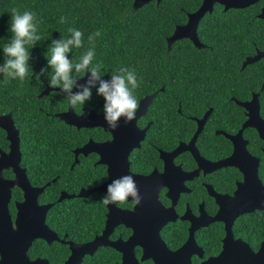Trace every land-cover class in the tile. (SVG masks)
Instances as JSON below:
<instances>
[{"label": "trees", "instance_id": "16d2710c", "mask_svg": "<svg viewBox=\"0 0 264 264\" xmlns=\"http://www.w3.org/2000/svg\"><path fill=\"white\" fill-rule=\"evenodd\" d=\"M199 2L148 0L134 7L133 0H0V64L4 61L3 45L11 37L8 30L9 9L18 7L21 11L30 10L41 20L38 34L42 39L29 49L32 75L30 73L21 82L6 80L0 74V113L9 112L18 128L20 163L25 166L30 183L44 186L37 200L52 202L45 219L59 234L66 231L74 240H85L101 231L106 211V206L101 202L103 192L94 191L88 196L60 200H57V196L62 189L71 192L77 191L80 186L96 185L106 175L103 165L91 162V154L81 166L74 164L73 168L68 167L72 160L70 148L89 135L96 138L97 131L93 127L77 128L55 115L69 103L68 97L61 94L59 89H50L38 96L48 86V72L51 69L40 75L39 80L35 74L47 66L46 55L51 40L67 37L70 27L81 30L84 33V47L73 49L69 54L70 58L76 59L89 47L87 37L99 30L101 34L95 40L94 63L102 62L105 74L121 67L134 69L140 82V87L134 91L137 100L156 89L146 116L151 118V123L140 147L130 154L132 165L139 170L149 171L154 166L160 167L158 147L169 149L190 137L194 128L188 115L199 116L211 107L196 142L199 146L208 144L213 149L223 139L213 129L228 131L241 121L235 111V103L228 94L223 93L235 90V86L230 88L229 84L237 74L232 58L241 54L238 53L240 47L236 45L238 31L234 29L231 34H226L219 46L209 50L197 48L184 38L173 40L169 45L166 42L174 24L184 21L186 11L194 10ZM61 17L65 18V22H60ZM201 29L207 31L211 26L202 25ZM103 103V97L96 95L93 89L91 100L73 109L76 112H85L90 108L103 110ZM226 122L235 124L225 127ZM256 139L261 141L257 135ZM7 147L5 131L0 127V148L6 150ZM179 158L184 163L190 161L186 151L181 152ZM59 167L65 169L64 173L52 180L59 173ZM3 174L10 176L11 171L4 170ZM259 176L264 182V162L259 167ZM239 177L234 167L223 169L217 173L214 186L221 191L231 192L235 178ZM159 197L163 203H168L162 192ZM13 198H21V190L17 186L11 189V207ZM130 204L131 201H127L125 205ZM213 209L209 208L210 212ZM232 230L235 236L242 237L256 248L264 237V209L240 214L235 218ZM160 234L168 247L175 248L187 236L186 222L176 220L166 223ZM223 234L221 222H212L195 231L196 241L205 254L220 249ZM33 248L35 254L45 256L55 264H59L67 253V245L57 241L48 244L39 239ZM108 250L109 254L118 257L111 247L100 246L93 254L85 255L80 264H106Z\"/></svg>", "mask_w": 264, "mask_h": 264}, {"label": "water", "instance_id": "95a60500", "mask_svg": "<svg viewBox=\"0 0 264 264\" xmlns=\"http://www.w3.org/2000/svg\"><path fill=\"white\" fill-rule=\"evenodd\" d=\"M147 1L133 0L132 5L137 7ZM214 1L223 3L224 7H237L255 0H202L194 11L188 13L187 21L175 27L173 33L167 37L168 45L174 39L182 36L189 37L195 45H199L195 30L197 20L206 10L211 9ZM262 10L264 11V5ZM251 59L252 57L247 60ZM102 78L108 79L109 75L104 74ZM50 89L45 86L38 96L46 94ZM154 95L155 92H152L139 99L136 118L145 113ZM240 103L248 109L247 118L242 123V127L254 126L259 137L264 140V122L259 119L255 101L252 99ZM209 111L210 108L197 118V127L187 143L180 141L168 151L159 149V157L163 160L162 169H153L146 174L131 172L128 169L127 156L132 148L139 146L149 123L139 128L135 124L136 118L127 124L121 119L119 127L112 130L104 121L103 113H97L93 108H90L82 115L75 112L69 103L66 109L55 113L64 122L76 127L99 125L112 134V138L109 140L96 142L88 139L73 151L74 154L95 151L99 155L98 161L107 166V178L97 186L80 188L76 193H67L61 190L57 200L74 195L86 196L94 190L106 193V185L112 179L123 175L133 176L142 197L141 203L133 204L131 208H121L116 204L107 205L106 218L101 232L85 242L69 241L71 253L64 264H77L84 253H91L99 245H110L122 251L121 261L117 264H140L134 254L135 244L142 249L139 259L150 257L154 261L153 264H187L190 255L201 256L203 251L194 239V230L214 220H220L224 224L225 232L222 237L221 249L217 255L203 259L200 264H264V237L260 240L257 249L254 250L246 240L235 237L231 230L233 219L238 213L264 209V183L261 182L257 174V159L254 158L249 162L251 155L244 146L245 141L240 138L241 128L235 134L227 135L234 142V148L230 155L214 162L202 159L194 147V139L201 130ZM0 127L4 129L5 137L8 140V150L0 149V264H48L44 258L29 259L25 250L35 237H41L46 241L57 238L56 233L45 222L47 209L52 203L38 202L37 196L42 191L43 185L31 184L24 167L19 165L18 128L14 125L9 112L0 113ZM182 150H190L198 162L204 165V170H211L222 165H233L239 168L243 177L236 182L232 193L214 194L218 208L213 214L206 213L199 206V213L193 215L187 208L179 216L181 219L189 220L187 237L177 247L170 248L162 239L159 230L165 222L174 220L177 216L174 204L179 192L186 190L182 181L195 171H182L179 165L173 163V157ZM7 167L11 168L13 172L11 178L2 175V169ZM14 185L22 190L23 198L15 203L16 212L12 220L7 203ZM161 186L166 187L164 194L170 199L168 206H164L158 199L157 191ZM119 222L129 225L132 232L126 239L110 240L108 235L113 226Z\"/></svg>", "mask_w": 264, "mask_h": 264}, {"label": "flooded vegetation", "instance_id": "af4514ba", "mask_svg": "<svg viewBox=\"0 0 264 264\" xmlns=\"http://www.w3.org/2000/svg\"><path fill=\"white\" fill-rule=\"evenodd\" d=\"M201 1L202 0H200L198 6L200 5ZM263 5H264V0H255V1L250 2V3L243 5V6L224 7L223 3H220L218 1H214L211 5V9L206 10L197 20L195 30H196V37L199 41V45H195L194 42L187 36H182V37L176 38L178 40L183 39V38L188 39L195 47L205 48V49L209 50V49H212V48L219 46L220 42L225 39L226 34L227 35L231 34L234 29L236 31H238V35L236 37V45L240 47L241 51H239L238 53H241V54H239V56L235 55L236 57L234 56L232 58L235 60V63H233V65H234V67L237 68V70H236L237 74L235 77H233L234 80H232L229 84L230 88L235 86V90L229 91V92L223 91V93H225L226 95L228 94V97L235 103V105H236L235 111L238 114V118L241 119L240 124H238L239 126L238 125L234 126V127H236L235 130H233L234 127L230 128V130H228V131H226L223 128H214L213 129L214 133L220 134L223 136V139L217 144L216 149L211 148L208 144H203V145L199 146L196 142L197 136H198V133L204 127L206 120L208 119V115L210 113V111H209V113H208L207 117L205 118V121L202 125L201 130L197 133V135L194 139V147L196 148L197 154L204 160L214 162V161H218L220 159H223V158L227 157L228 155H230L231 152L233 151V148H234L233 139H231L227 135H233L238 131L239 128H241L240 138L242 139V141L243 140L245 141L244 146L246 147L247 152L251 155L249 162L251 160H253L254 158L257 159V174H258L259 178H260L259 167L261 166L262 162H264V151H263L264 140L259 137L258 132L254 126L246 125V126L242 127V123L247 118L248 109L244 105H242L240 102H244V101L247 102V101L253 99L257 105V114L259 116V119L264 122V11L262 10ZM194 10L186 11V18L184 19V21L174 24L173 29H172V33H173V30L175 27H177L178 25L184 24L187 21L188 13H190ZM216 24H218L219 26L216 27ZM202 25L203 26L205 25L208 28L211 26V29L207 30L208 32L203 31L201 29ZM167 37H166V42H167ZM176 39H174V40H176ZM167 44H168V42H167ZM242 51H245V52L242 53ZM253 56H254V58H253ZM251 57H252L251 60H247ZM160 89H162V87H160ZM152 92H155V94H156V89H154V90H152L146 94H149ZM146 94H144V95H146ZM143 96H141V97H143ZM139 99H138V101H139ZM149 104L146 108L145 113L139 115L138 118H136V120H135V124L139 128H142L147 123H149L147 126V128H148L150 123H151V118L146 117L147 114L149 113V111H148ZM208 108H210V110H211L210 106ZM208 108H206L204 110V112ZM87 111H85V112H87ZM94 111L97 113H103V110H95L94 109ZM85 112H77V113H85ZM203 113L199 116L188 115L192 119V124H193V128H194L193 132L197 127V118L201 117L203 115ZM255 118L257 119V116H255ZM232 124H235V123L234 122H226L225 127H228ZM80 127L81 128L93 127L94 130L97 131V135L95 136L96 138H93L91 135H89V136H87V138L84 141L77 143L70 148L72 151V160L68 164V167L73 168L74 164H79V166H81V163L86 162L88 160L90 154H91V162L93 164H100V165L104 166V172L106 175L105 179H106L108 176L107 166L105 163L98 161L99 155L95 151H88L85 154L81 153V152L74 154L73 151L76 147H80L81 145H83L88 139H92L93 141H96V142L109 140L112 138V134L109 131L105 130L102 126H99V125L80 126ZM77 128H79V127H77ZM193 132H192V134H193ZM145 133H146V131H145ZM192 134L190 135V137L187 140L184 141L185 143L188 142V140L191 138ZM256 135L261 140L260 142L257 141ZM144 137H145V134H144ZM144 137H143V139L140 140L139 146L132 148L130 150V152L128 153V156H127V158H128V169L134 173L146 174L153 169L161 170L162 166H163V160L159 157V149H161L159 147L157 148L158 149L157 152H158V157L160 159V167L154 166L149 171H143V170H139L136 166L131 164V162L133 160L130 158V154L135 148L140 147L141 142L144 140ZM180 141H183V140H180ZM238 141H240V140H238ZM175 146H173L172 148H169V149H162V150L168 151V150L173 149ZM256 148H257V150H256ZM6 150H8V147ZM6 150H4V151H6ZM183 151H186L189 154L190 161L187 159L186 161H189L187 163H184L179 158V154ZM257 151L260 154H258ZM20 159H21V152H20ZM172 161L174 164L179 165V167L182 171H193V170H195V171L192 173L191 176L183 179V181H182V185L186 188V190L179 192L178 197L176 199V202L174 204V210L177 213V216L175 217L174 220H169V221L165 222L162 225V227L166 223L173 222L176 220H182V221L186 222L187 234H188L189 220L188 219H181L179 216L181 214H183V212L187 208L191 214L197 215L199 213V206L202 209H204L206 213L213 214L218 208V204L215 200L214 194H216V193H229V194L232 193L234 188H235L236 182L238 180H241L243 175H242V172L239 170V168L236 166H233V165H222V166L216 167V168L211 169V170H207V169L204 170V168H203L204 165H201L198 162L197 158L195 157V155L190 150H182V151L178 152L173 157ZM19 165L24 167L25 173H26V168L24 165H22L20 163V161H19ZM229 167H232V168L234 167L235 169H237V173L239 174L240 177L235 178V180H234L235 184H234V188L232 189V191L231 192H225V191H221L220 189H218L217 187L214 186L216 184L214 179H215V177L219 171L226 169V168H229ZM4 170L11 171V175L5 176L3 174ZM64 170L65 169H63V167H59V173H57L56 176H54L52 178V180H54L55 177H57V176L59 177L61 175V173H64ZM2 175L6 178H11V177H13V172H12L11 168H9V167L3 168L2 169ZM26 175H27V173H26ZM105 179H103L100 183H102ZM261 182L264 183L262 180H261ZM48 183H46V184H48ZM100 183H98V184H100ZM98 184L93 185V186H89V187L80 186L77 189V191L68 192L64 189H62V190L66 191L67 193H76L79 191L80 188H92L94 186H97ZM165 190H166V187L161 186L157 191V196H158V199L160 200V202L164 206H168L170 204V199L167 196H165V194H164ZM60 191H59V193H60ZM94 191H98V190H94ZM94 191H92V192H94ZM92 192H90L89 194H91ZM99 192H103L105 194L104 191H99ZM160 192H162L163 195L168 199V203H163L161 201V199L159 197ZM89 194H87L86 196H88ZM74 196H76V195H74ZM81 196H83V195H81ZM22 198H23V194H22V190H21V198H19V199L13 198L12 199V207H11V205H10L11 194H10V198L8 200L7 207H8V212H9L12 220L14 219L15 212H16L15 203L17 201L22 200ZM129 201H131V200H129ZM125 204L126 203L116 204V205L121 207V208H131L134 203H133V201H131L130 205L127 206ZM209 208H214L213 212H210ZM106 211H107V208H106ZM106 211H105V218H106ZM240 214H242V213H238L237 216H239ZM45 218H46V216H45ZM235 218L233 219V222L235 221ZM45 222H46V219H45ZM212 222H221L223 230H224V224L222 221H220V220L211 221L207 225H202V226H200L194 230L193 236H194L195 241H196L195 231L199 230L202 227L209 226ZM233 222H232V225H233ZM232 225H231V230H232ZM103 226H104V224H103ZM48 227L51 228L49 225H48ZM161 228H160V230H161ZM51 229L56 233L57 238L52 239L50 241H46L45 239H43L41 237L33 238L25 250V254L29 259H34L37 257L38 258H44L47 260L48 264H55V263L50 262V260L47 257L35 254L33 252L34 251L33 246L35 244V241H37L39 239L43 240L45 243H48V244L53 242V241H57L60 243H65L67 245V253L65 254L64 257H62V259L59 263V264H64L65 260L67 259V257L71 253L69 241H72L75 243L85 242V241L91 240L96 234H99L101 232L100 231V232L94 234L92 237L87 238L85 240H74L67 235L66 231L59 234L53 228H51ZM102 229H103V227H102ZM160 230H159V233H160ZM131 232H132V229L129 225H126L125 223L119 222L113 226L108 237L110 240H115L118 238L126 239L131 234ZM232 233H233V230H232ZM233 235H234V233H233ZM222 237H221V245H222ZM235 237H240V236H235ZM198 245H200V244H198ZM221 245H220V249H221ZM100 246L111 247L112 250H114L115 252L118 253V257H116L117 255H115L113 253L109 254L110 251L108 250V256L107 257L109 259H107L106 264H117L121 261V255H122L121 250H118V249H116L110 245H99L91 253H84L77 264H80L82 262L83 257L85 255H91L94 252H96L97 248ZM250 247L255 250V249H257L258 246L256 248H253L250 245ZM220 249L214 253L205 254L204 250L202 248V250H203L202 255L201 256H198L196 254L190 255L189 262L187 264H200V262L203 259H205L209 256L217 255L219 253ZM133 250H134V254L138 258L140 264H153L154 263V261L150 257L139 259V256L141 255V251H142V249L139 245L135 244L133 247ZM32 253H34V255Z\"/></svg>", "mask_w": 264, "mask_h": 264}, {"label": "clouds", "instance_id": "9594fccd", "mask_svg": "<svg viewBox=\"0 0 264 264\" xmlns=\"http://www.w3.org/2000/svg\"><path fill=\"white\" fill-rule=\"evenodd\" d=\"M8 12V30L11 37L2 48L4 61L0 64V74H3L6 80L23 82L30 73L32 75L29 49L35 47L42 39L38 34L41 20L34 12L21 11L18 7H12ZM60 22H65V18L61 17ZM68 33L65 38L51 40L46 55L47 66L35 74L36 79L39 80L40 75L50 68L48 87L59 89L61 94L68 97L71 107L83 106L86 101L91 100L92 90L95 89L96 95L103 97V119L112 130L119 127L121 119L125 124L135 120L139 102L134 91L140 87L135 70L121 67L108 74V79L102 78L105 74L103 63H94L95 40L100 36V31L97 30L87 37L89 47L76 59L70 58L69 54L73 49L84 47V33L71 27ZM129 200L135 205H139L142 200L132 175L112 179L106 185V193L101 198L105 206L124 204Z\"/></svg>", "mask_w": 264, "mask_h": 264}]
</instances>
